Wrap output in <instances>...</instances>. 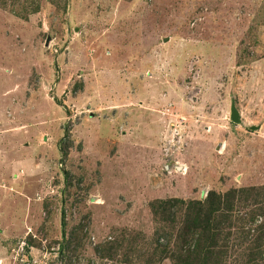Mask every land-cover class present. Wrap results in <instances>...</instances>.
I'll list each match as a JSON object with an SVG mask.
<instances>
[{
    "label": "rangeland",
    "instance_id": "374dc122",
    "mask_svg": "<svg viewBox=\"0 0 264 264\" xmlns=\"http://www.w3.org/2000/svg\"><path fill=\"white\" fill-rule=\"evenodd\" d=\"M0 147V264H119L153 201L264 187V0H0Z\"/></svg>",
    "mask_w": 264,
    "mask_h": 264
},
{
    "label": "trees",
    "instance_id": "16d2710c",
    "mask_svg": "<svg viewBox=\"0 0 264 264\" xmlns=\"http://www.w3.org/2000/svg\"><path fill=\"white\" fill-rule=\"evenodd\" d=\"M150 210L157 225L150 238L121 230L98 256L119 264H264L263 186L211 190L203 200H156Z\"/></svg>",
    "mask_w": 264,
    "mask_h": 264
},
{
    "label": "crops",
    "instance_id": "0c3cea01",
    "mask_svg": "<svg viewBox=\"0 0 264 264\" xmlns=\"http://www.w3.org/2000/svg\"><path fill=\"white\" fill-rule=\"evenodd\" d=\"M26 130H27V126H26V127L24 128V130H22V131L24 132V131H26ZM9 134H10V132H9ZM19 144H22V145H23V142H19L18 145H19ZM15 147L17 148L18 146H15ZM15 147H13V148H15ZM23 148H24V145H23ZM29 148H30V145H28L27 149H29ZM0 149H4V148L0 147ZM22 163H23V162H22ZM19 164H21V162H19ZM31 168H33L32 171L35 170L36 166H35L34 163L31 164ZM21 170H22V169L19 168L17 174L11 173L10 176H9V179H12V180L14 181V179L19 178V177L21 176L22 173L27 172L26 169H25V170L21 173Z\"/></svg>",
    "mask_w": 264,
    "mask_h": 264
},
{
    "label": "water",
    "instance_id": "95a60500",
    "mask_svg": "<svg viewBox=\"0 0 264 264\" xmlns=\"http://www.w3.org/2000/svg\"><path fill=\"white\" fill-rule=\"evenodd\" d=\"M230 119L233 123H237L239 120V114L234 107L231 109Z\"/></svg>",
    "mask_w": 264,
    "mask_h": 264
}]
</instances>
